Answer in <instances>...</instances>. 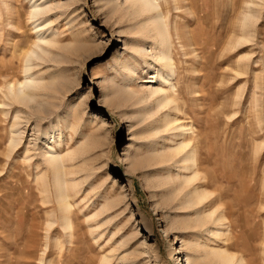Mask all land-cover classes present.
I'll return each instance as SVG.
<instances>
[{
	"label": "rangeland",
	"instance_id": "1",
	"mask_svg": "<svg viewBox=\"0 0 264 264\" xmlns=\"http://www.w3.org/2000/svg\"><path fill=\"white\" fill-rule=\"evenodd\" d=\"M34 1L0 0V264H219L211 247L264 264V0L159 1L174 68L161 106L147 89L168 88L167 69L151 59L144 15L121 0H47L39 29L53 41L38 42ZM30 50L40 86L23 105L9 87ZM165 114L190 131L175 137ZM49 150L76 183L72 230L51 174L39 178ZM194 187L208 197L186 209Z\"/></svg>",
	"mask_w": 264,
	"mask_h": 264
},
{
	"label": "bare ground",
	"instance_id": "2",
	"mask_svg": "<svg viewBox=\"0 0 264 264\" xmlns=\"http://www.w3.org/2000/svg\"><path fill=\"white\" fill-rule=\"evenodd\" d=\"M160 0H121L119 3V6L122 5H128L129 7L139 11L141 15L145 16L144 22L141 23V30L145 34V36L148 38L150 37L152 41L158 46V48L155 49L151 59H154L155 61L160 62L161 66L165 69H167V72H164L162 70L159 71V81L162 84H166L168 88H162L161 87H153L147 89L150 94L152 95H160L158 97V105H165L169 103L170 100V92L174 91V84L170 82V77L174 73V68H173V61L172 57L170 54V42H169V32H168V26L166 25V21L160 11ZM31 18L40 19L42 18V21L40 23L34 24L33 30L36 33V37L38 42L39 41H44V42H52L53 39L51 36H44V33L39 29V24H46L50 23V20H47L46 14L51 10L50 6L47 3V0H42L41 2L36 3L35 1L32 2L31 4ZM118 6V7H119ZM247 16H255V12L253 10H249V14ZM245 17V20L247 18ZM35 20V21H36ZM243 22V27H246V22ZM144 36V37H145ZM37 42V45L43 49L39 43ZM36 55V52L34 50H30V53L27 56L26 65H24V80L18 83L17 89H15L14 85H10V91L11 92V97L15 99L18 102H23V105L29 98L34 97V92L32 91V88H35L36 86L39 88L38 83L36 82L35 78H32L31 75L29 74V64L31 57ZM38 55V54H37ZM147 62V60H145ZM162 69V68H161ZM147 82V81H146ZM36 87V88H37ZM28 104V103H27ZM168 114L164 115L163 118V123L164 127H169L172 131L179 132L178 134H175L174 136H180L182 137L185 132L190 131V127H187L185 125L177 123L176 119H170L168 118ZM16 117V116H15ZM17 121L12 125L13 132L15 133V136L12 137L11 139V146H14L18 144L20 140V131L17 127ZM188 140L186 141L185 139L181 140L180 142L176 143L175 147H172L169 149L170 152V157H175L176 155L180 154L183 148L187 146ZM47 156V157H46ZM45 156V162L47 164V170H45L42 175L39 176V178H45L48 174H51V179L54 182L55 187H56V196L59 204V209L62 212V223L64 228H68L69 230L73 229V224L72 220L69 217V196H70V189L76 186V183L67 178V172H66V167H67V159L64 155H61L53 150H49L47 152V155ZM71 159V158H69ZM182 168L183 170H192L193 169V164L194 159L193 155H185L182 157ZM70 161V160H69ZM69 174V173H68ZM196 176V172L192 171L191 174L189 175H184L182 177L183 182L186 185H189ZM50 179V180H51ZM180 180V178H178ZM45 182V181H44ZM183 187L179 188V191L182 190ZM195 188V187H194ZM208 197V194L204 189H199L195 188L193 191L187 195V198L184 202V208L190 209V208H195L199 204H201L205 199ZM65 215H64V214ZM213 211H209L205 214H203L204 219L210 218L212 216ZM202 218V219H203ZM224 218V216L222 217ZM199 216L196 217V226H201L205 222L202 220ZM220 220V219H219ZM51 223V222H50ZM223 234H225L224 231L217 232V236L221 237ZM207 253L212 256V258L218 262L219 264H230L233 262V254H229L225 249H222L220 247H211L210 249L208 248Z\"/></svg>",
	"mask_w": 264,
	"mask_h": 264
}]
</instances>
